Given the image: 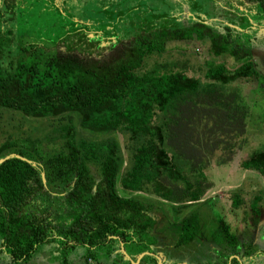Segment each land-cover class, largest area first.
<instances>
[{
  "label": "trees",
  "instance_id": "16d2710c",
  "mask_svg": "<svg viewBox=\"0 0 264 264\" xmlns=\"http://www.w3.org/2000/svg\"><path fill=\"white\" fill-rule=\"evenodd\" d=\"M42 1L65 12L70 27L59 21L48 26L49 36L35 31L23 39L0 24V108L67 121L58 144L47 139L50 147L30 137L0 144L3 264H22L51 241L65 249L83 245L85 264H132L121 242L134 259L145 250L159 254L154 204L133 193L157 195L178 216L210 187L208 156L232 147L249 112L229 85L260 79L264 86L253 60V49L264 45V0H83L107 13L104 18L70 12L66 5L75 0ZM107 7L116 11V22ZM169 39L208 41L210 54H227L235 63L207 60L203 75L191 74L178 62L157 60ZM59 40L65 50L56 47ZM12 46L16 57L7 68L5 52ZM71 113L82 128L108 135L80 136ZM113 132L124 137V166ZM240 165L264 180V147ZM118 181L129 195L119 192ZM240 197L236 189L231 207L242 203ZM217 227L224 232L220 245L237 253L239 238L229 224L221 220ZM200 228L198 213L185 214L175 247L196 241ZM156 263L155 255L145 254L137 264Z\"/></svg>",
  "mask_w": 264,
  "mask_h": 264
},
{
  "label": "rangeland",
  "instance_id": "374dc122",
  "mask_svg": "<svg viewBox=\"0 0 264 264\" xmlns=\"http://www.w3.org/2000/svg\"><path fill=\"white\" fill-rule=\"evenodd\" d=\"M1 1H3V4L1 5L0 24L2 28L13 31V33H9L11 36L16 34L26 39L28 34L31 35L32 32L36 31L47 37L50 35L47 31H51V27L48 26H53L55 25L54 23L58 24L59 21H63L64 24L70 27V22L65 12L62 13L55 9L56 7L46 5L42 0ZM134 1L141 3L146 0ZM10 3L12 4L11 7ZM155 5L154 3L153 6ZM49 6L50 8H48ZM163 6L165 7L166 5L163 4ZM98 9L100 8L97 5L91 3L87 4L82 12L89 18L108 17L107 13H100ZM106 9L111 10L108 12L113 14L111 16L114 20L112 19V21L116 22L117 14L114 8L107 7ZM6 10L9 11L6 12ZM69 11L79 13V17L82 13L78 9H69ZM35 26L48 27L49 29H43V33L42 30H36ZM52 30L55 32L57 28ZM56 47L58 50L66 49L62 40L57 42ZM207 47L208 41L169 39L166 42V49L160 53L163 56L162 59L158 57L157 60H173L178 62L179 65L185 66L189 73L195 75H203L207 60L223 61L227 66L235 63L233 58L227 54L218 56L210 54L207 51ZM108 53L105 51L103 55L107 56ZM84 54H80V56L82 57ZM94 56L91 55L92 58ZM15 57L16 52L12 46L5 52L4 64L7 68L11 67L7 65L9 64L8 60H14ZM152 60L148 59L147 67ZM253 60L259 72L264 74V45L261 44L253 49ZM229 88L238 92L249 107L245 132L241 136H236L232 139L234 143L232 147H218L214 154L208 156V165L205 168V173L210 187L206 190L203 197L199 201L191 202L178 216H175L173 215L171 203L163 201L157 195L143 191L133 193L148 198L154 204L151 213L157 218V224L154 229L155 234L159 238L157 246H159L162 254H167L166 262L168 264L181 258L193 264H207L206 261L211 257L213 250H218L221 246L220 243L223 242L224 232L223 230H218L217 227L221 220H225L229 224L230 232L238 236L240 243L238 248L240 246H248L250 250L258 249V251H264V180L257 172L244 169L240 165L241 158L247 156L251 150L264 147V86L260 79H252L246 81L237 80L231 83ZM71 115L74 117V125L80 136L96 139L108 135L82 128L79 125L78 115L75 113H71ZM66 121V118L60 117L35 118L26 116L16 110L0 108V144L7 139L23 141L24 138L30 137L32 139H40L43 141L44 146L50 147L52 142L47 144V139L54 137V144H58L61 127ZM111 134L117 138L121 145L124 166L127 163L126 153L123 148L124 137L119 132ZM117 187L121 194L129 195L128 192L121 189L119 181L117 182ZM236 189L240 191V198L243 201L239 206L231 207L233 193ZM257 197H260L259 201ZM254 202H256L255 210H253ZM188 213L199 214L201 232H198L199 235L196 241L175 247L178 222ZM84 250L85 247L83 245L65 249L54 241L41 243L32 256L22 264H57V261L60 263L61 259L63 260L64 258L67 259L68 264H85L82 258ZM223 254L227 255V252L212 253V256H215L210 259V264H227V256L225 257ZM4 258L5 254L0 253V264H3Z\"/></svg>",
  "mask_w": 264,
  "mask_h": 264
},
{
  "label": "crops",
  "instance_id": "0c3cea01",
  "mask_svg": "<svg viewBox=\"0 0 264 264\" xmlns=\"http://www.w3.org/2000/svg\"><path fill=\"white\" fill-rule=\"evenodd\" d=\"M124 247V246H123ZM247 247V248H246ZM238 248V247H237ZM239 248H241L240 250H241V257H239L238 255H233L232 254V250H231V248L229 247L228 248V246H221L218 250H213V252L212 253H214V252H218V253H222V252H227V255L226 254H223V256H227V264H232V263H234V264H264V251H258V249H254V250H250V249H248V246H244V247H239ZM243 248H244V250H243ZM160 249V248H159ZM162 250V249H161ZM245 250H247V251H245ZM245 252H249L248 254H245ZM211 253V252H210ZM212 253H211V257L206 261V263L207 264H210V259L211 258H213V256H215V255H213L212 256ZM243 253V254H242ZM139 254V253H138ZM138 254H136L135 255V259H136V257H137V255ZM150 254H153V252L152 253H150ZM158 254V253H157ZM133 260H135L134 259V254H132L131 252H129V254H128ZM154 255V254H153ZM159 255H161L162 256V252L160 251L159 252ZM167 255V254H166ZM164 256L163 257V260H162V262H161V264H168L167 262H166V257L167 256ZM144 256V255H143ZM142 256V257H143ZM141 257V258H142ZM126 258V257H125ZM140 258V259H141ZM231 258H233V259H231ZM220 260V259H219ZM140 261V260H139ZM139 261H138V263H139ZM187 262L188 264H193V263H190L188 260H185L184 258H181L180 260H174V261H171L169 264H175V263H178V262ZM230 261H231V263H230ZM263 261V262H262ZM198 263H199V261H198ZM49 264H51V263H49ZM57 264H59V262L57 261ZM157 264V263H156ZM200 264V263H199ZM213 264H216V263H213Z\"/></svg>",
  "mask_w": 264,
  "mask_h": 264
},
{
  "label": "water",
  "instance_id": "95a60500",
  "mask_svg": "<svg viewBox=\"0 0 264 264\" xmlns=\"http://www.w3.org/2000/svg\"><path fill=\"white\" fill-rule=\"evenodd\" d=\"M2 159H3V158H1L0 161H2ZM120 246H121V251L124 253L125 257H126L127 259H129V260L132 262V264H137L138 261L140 260V258H141L143 255L152 253V252L147 251V250L142 251V252H140V253L137 255L136 259L133 260V259L128 255V253L126 252L125 248L123 247L122 242L120 243ZM153 254H154V255L156 256V258H157V264H161L163 257H162L161 255H159V254H155V253H153ZM175 264H188V263L183 261V262H178V263H175Z\"/></svg>",
  "mask_w": 264,
  "mask_h": 264
},
{
  "label": "flooded vegetation",
  "instance_id": "af4514ba",
  "mask_svg": "<svg viewBox=\"0 0 264 264\" xmlns=\"http://www.w3.org/2000/svg\"><path fill=\"white\" fill-rule=\"evenodd\" d=\"M87 4H91V2L90 1H86V2H84L83 0H75V1H72L71 2V4L70 3H68L67 4V6L68 7H70L69 9H80V10H83V9H85V6L87 5ZM93 4V3H92ZM54 5H56V6H58L59 5V3H55ZM221 246H223L222 244H221ZM220 246V247H221ZM224 246H226V245H224ZM241 248H237L236 250H237V253H232L233 255H238L239 257H241L240 255H241V253H238V252H241V250H240ZM243 254V253H242ZM231 259H233V258H231ZM163 260V259H162ZM228 262V261H227ZM230 263H231V261H230Z\"/></svg>",
  "mask_w": 264,
  "mask_h": 264
}]
</instances>
